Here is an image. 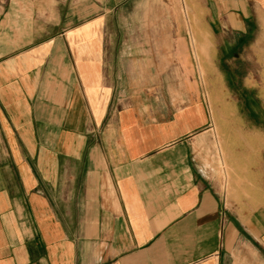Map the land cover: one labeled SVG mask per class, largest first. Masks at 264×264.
<instances>
[{
    "label": "crops",
    "instance_id": "0c3cea01",
    "mask_svg": "<svg viewBox=\"0 0 264 264\" xmlns=\"http://www.w3.org/2000/svg\"><path fill=\"white\" fill-rule=\"evenodd\" d=\"M176 1L0 0V264H264V133L221 180ZM186 2L212 66L264 39V0Z\"/></svg>",
    "mask_w": 264,
    "mask_h": 264
},
{
    "label": "rangeland",
    "instance_id": "374dc122",
    "mask_svg": "<svg viewBox=\"0 0 264 264\" xmlns=\"http://www.w3.org/2000/svg\"><path fill=\"white\" fill-rule=\"evenodd\" d=\"M123 9H127V5ZM168 9L178 16L177 21L189 33L185 36L186 42L197 64V74L210 115L209 135L214 152L208 153V156L211 153L215 156L218 177L224 181V155L228 151L238 149L235 142L237 139L247 137L242 128L249 129V138L255 137L252 135L253 130L264 133V39H261L263 29H258L257 19L251 18V35L241 40H237L236 36L223 35L217 44L222 46L232 43L235 47L217 50L213 59L215 66H212L206 48L213 45L215 40L210 39L205 23L192 16L190 4L186 0L169 3ZM137 57L143 58L144 52H138ZM210 73H215L218 80L222 79V83L211 80L213 77ZM222 85L227 88L224 86L222 90Z\"/></svg>",
    "mask_w": 264,
    "mask_h": 264
}]
</instances>
